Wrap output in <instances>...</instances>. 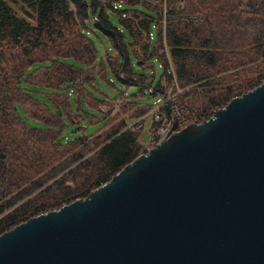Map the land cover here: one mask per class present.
Returning <instances> with one entry per match:
<instances>
[{"label":"trees","instance_id":"trees-1","mask_svg":"<svg viewBox=\"0 0 264 264\" xmlns=\"http://www.w3.org/2000/svg\"><path fill=\"white\" fill-rule=\"evenodd\" d=\"M16 1L0 0V234L84 198L139 154L142 128L127 124L153 105L120 92L117 98L97 100L83 89L91 87L96 70L94 44L85 33L89 25L115 51L112 56L106 52L105 58L116 79L126 88H145L139 96L155 102L168 87L180 90L160 109L170 111L176 105L187 123L208 118L264 80V0H165L164 35L157 34L151 43L141 42V34L129 27L121 30L125 22L117 11L97 0H18L19 12L11 6ZM138 1L124 3L134 6ZM107 11L116 14L119 27ZM148 23L140 21L143 29ZM126 41L136 63H142H135L139 69L147 68L152 57L158 61L161 77L154 85L146 84L150 77L133 72ZM138 41L140 59L132 48ZM104 70L100 64L99 76ZM26 85L49 88L52 109L34 99ZM81 100L100 113L104 125L93 134L68 139L62 136L68 125L85 117L97 122L80 109ZM19 111L45 127L28 125Z\"/></svg>","mask_w":264,"mask_h":264},{"label":"water","instance_id":"water-1","mask_svg":"<svg viewBox=\"0 0 264 264\" xmlns=\"http://www.w3.org/2000/svg\"><path fill=\"white\" fill-rule=\"evenodd\" d=\"M0 264H264V81L2 232Z\"/></svg>","mask_w":264,"mask_h":264},{"label":"rangeland","instance_id":"rangeland-1","mask_svg":"<svg viewBox=\"0 0 264 264\" xmlns=\"http://www.w3.org/2000/svg\"><path fill=\"white\" fill-rule=\"evenodd\" d=\"M17 1L15 3H13L11 6L14 8V10H16V12L17 11L19 12V7L21 6V3L17 2ZM148 1L149 0H142V4L145 3L143 5L146 6V5H148ZM107 14H108V17H109L111 23L113 24V26L119 27L120 23L118 22V17L116 16V14H114L111 11H107ZM120 29L125 31L124 27H120ZM85 33H86L87 37L92 40V42L94 44L95 53H96V56H95L96 70L94 73L93 82L91 83V87L84 86L83 89L87 90L89 93H91V96L97 100L117 98L118 94L120 92V93H124L125 96H129V95L130 96H138L136 98V100L140 104H143V105L152 104L153 105L156 101V98L143 97L141 95L139 96L140 91L146 90L145 88H141V86H135V85L126 88L113 75V73L110 70L109 64L105 58L106 52L110 56L114 55V53H115V51L112 49V46H111L110 42L108 41V39L103 34H101L98 30L94 29L90 25H89L88 29L85 30ZM126 35H127V33H126ZM136 45L138 47H140L141 46L140 41H138ZM126 46L128 49V57H129L130 65L133 69V72L135 74H138V75L150 77V78L145 79L146 84H148L150 81L153 82V85L156 82H158L160 80V77H161V67H160L158 61H156L155 58L152 57V58L148 59V64H147L148 67L147 68L139 69L138 67L135 66V63H136L135 55H134V52L132 51L131 47L128 45L127 41H126ZM136 58L140 59V57L139 58L137 57V54H136ZM119 60H120V58H119ZM100 64L105 69L103 76H99V74H98V69L100 67ZM77 84H79V82H77ZM23 88L25 90H27L28 93H31V95L34 99L38 100L40 103L47 106L49 109H52L51 102L48 99V96L52 92L49 88H38V87L27 86V85ZM169 88H171V87H168L167 89H165V94L161 97L160 102H162L163 98L165 100H168V101L169 100L172 101L173 99L176 98V97H174L176 92L173 91V88L171 89V91H169ZM71 90H73V89L71 88ZM179 92H180V90H178L177 93H179ZM157 98H158V96H157ZM71 107H72V110L75 112L76 109L74 106V100L73 99H71ZM115 108L116 107H114V109ZM80 109L83 112H85L86 114H88L89 116H92L95 120H97V122L90 123L88 118L85 117L82 120H80V122L78 124L68 125V127L65 128V130H63L62 136L67 137L68 139H71L74 136H78V135L93 134L97 130H100L103 128L104 122L100 120V118H101L100 113L96 109L91 108L88 104H86L82 100H81ZM102 110L105 111V110H107V108H102ZM17 113L20 117L23 116V114L20 111ZM23 118L28 123V125H30V126L39 127V128L45 127L42 123L40 124L39 122H37L33 119H30V118L24 117V116H23ZM149 121H150V113H148L146 116H144L143 128H142V131L140 132V137L138 139V142H142L145 140V138H146V132L145 131H146V127H147ZM79 128H81V129H79ZM140 153H145V152H143L141 149L139 151V154Z\"/></svg>","mask_w":264,"mask_h":264},{"label":"built area","instance_id":"built-area-1","mask_svg":"<svg viewBox=\"0 0 264 264\" xmlns=\"http://www.w3.org/2000/svg\"><path fill=\"white\" fill-rule=\"evenodd\" d=\"M102 6L110 7L109 10H115L118 13V17L125 22L123 27L127 29L129 27L132 33L141 34V42L151 43L155 36L159 33L164 35V28L167 15V5L165 0H149L148 5H143L142 0L134 6L125 5V0H97ZM182 7V2L178 4V8ZM146 13L150 17L142 14ZM143 19H148L150 24L147 29H143L140 25V21ZM121 31V30H119ZM132 48L136 51L137 57L142 56V52L139 47L135 44ZM159 52H166V49L159 50ZM171 71V70H170ZM264 81V80H263ZM262 81V82H263ZM171 91V88H169ZM178 92V90H176ZM166 101L164 98L162 100ZM118 101L117 103H119ZM160 99L153 104L152 109L148 112L150 113V121L146 127V138L144 141L139 142L138 150L144 149L145 152L150 148L154 147L159 140L164 138L170 131L178 130L184 126L188 119L183 116L176 105H171L170 111H163L160 109ZM112 110L114 113L117 109ZM104 107H101V109ZM147 115V114H146ZM145 115V116H146ZM144 116L136 119L133 122H129L127 127L129 128H143Z\"/></svg>","mask_w":264,"mask_h":264}]
</instances>
